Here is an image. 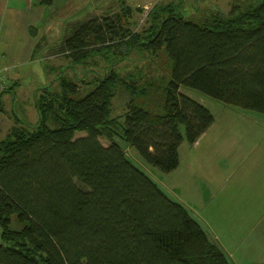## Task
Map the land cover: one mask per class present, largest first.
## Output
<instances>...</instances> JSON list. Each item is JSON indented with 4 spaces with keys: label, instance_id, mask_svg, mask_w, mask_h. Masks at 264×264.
Wrapping results in <instances>:
<instances>
[{
    "label": "trees",
    "instance_id": "trees-1",
    "mask_svg": "<svg viewBox=\"0 0 264 264\" xmlns=\"http://www.w3.org/2000/svg\"><path fill=\"white\" fill-rule=\"evenodd\" d=\"M257 2L201 23L189 20L178 1L156 4L141 35L127 24L133 9L124 0L118 13L74 29L62 54L73 63L100 55L115 66L135 50L151 64L165 56V112L132 99L127 113L112 117V91L121 81L115 70L86 93L67 77L60 94L38 88V122L18 117L0 142V264H230L189 209L137 167L119 140L169 174L180 165L181 127L192 147L216 121L184 91L264 115V0ZM142 73L126 85L133 98L154 86L141 84Z\"/></svg>",
    "mask_w": 264,
    "mask_h": 264
},
{
    "label": "rangeland",
    "instance_id": "rangeland-1",
    "mask_svg": "<svg viewBox=\"0 0 264 264\" xmlns=\"http://www.w3.org/2000/svg\"><path fill=\"white\" fill-rule=\"evenodd\" d=\"M135 1H128L133 12L127 24L143 35L145 29L150 27L148 15L156 4L162 6L178 1L189 20L201 23L214 13L228 15L234 6L258 0ZM77 16L78 20L75 17L66 20L64 38L70 36L85 13ZM57 54L45 58L43 64L39 63L37 75L21 73L20 93L15 94L17 100L14 94L6 93L3 100L5 112L0 118V142L7 138L18 117L33 125L38 122V111L31 92L35 82L33 78H43L44 84L38 85L43 92L48 90L60 94V82L67 77L79 84L83 93H86L95 88L106 71L115 70L119 72L121 81L112 91V117L127 113L128 103L132 99L147 111L164 114L166 90L171 78L165 56H161L162 63L151 64L152 60L146 58L144 52L135 50L126 60L121 58L115 61V66H109L100 55L73 63L66 56ZM140 72L144 75L141 84L154 82V86L147 95L133 98L126 85L130 80H137ZM27 76L32 79L25 80ZM9 86L8 83L5 90L13 89ZM5 90L0 92L2 98ZM184 92L211 110L216 121L201 137L196 148L189 146L186 128L181 127L185 140L180 148L178 170L164 173L147 164L125 141L119 142L137 167L155 180L171 199L189 209L230 264H264V115L228 107L195 91ZM48 124L51 128L54 126L52 121ZM84 135L85 132L77 133V137ZM102 143L109 144L105 138H102ZM16 220L14 217V228H21Z\"/></svg>",
    "mask_w": 264,
    "mask_h": 264
},
{
    "label": "crops",
    "instance_id": "crops-1",
    "mask_svg": "<svg viewBox=\"0 0 264 264\" xmlns=\"http://www.w3.org/2000/svg\"><path fill=\"white\" fill-rule=\"evenodd\" d=\"M123 1L0 0V54L3 56L0 64V81H9V88H13L12 92H15L11 94H14V99L17 100L15 94L20 93L21 73L37 75L40 62L43 64V60L50 55L63 54L67 19L75 17L78 20L77 15L85 13L83 20L76 25L78 27L79 24L91 18L112 15L117 9L119 12L124 7ZM128 1L135 0H127V5H130ZM31 79L29 76L25 78V80ZM42 79L41 77L32 79L35 80L31 90L34 95L38 85L44 84ZM6 93L3 95V100ZM1 116L2 113L0 118ZM198 142L194 148L197 147Z\"/></svg>",
    "mask_w": 264,
    "mask_h": 264
},
{
    "label": "built area",
    "instance_id": "built-area-1",
    "mask_svg": "<svg viewBox=\"0 0 264 264\" xmlns=\"http://www.w3.org/2000/svg\"><path fill=\"white\" fill-rule=\"evenodd\" d=\"M2 58H3V56L0 54V64H1ZM8 83L9 82L6 81V80H1L0 81V92H2L3 90L6 89V87H8Z\"/></svg>",
    "mask_w": 264,
    "mask_h": 264
}]
</instances>
